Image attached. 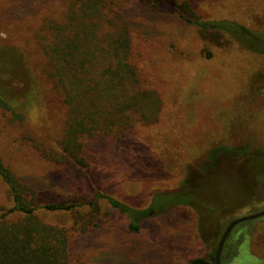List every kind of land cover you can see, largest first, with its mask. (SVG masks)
Returning a JSON list of instances; mask_svg holds the SVG:
<instances>
[{"label": "rangeland", "instance_id": "rangeland-1", "mask_svg": "<svg viewBox=\"0 0 264 264\" xmlns=\"http://www.w3.org/2000/svg\"><path fill=\"white\" fill-rule=\"evenodd\" d=\"M185 1L203 22L237 27L246 42L226 33L206 43L164 5L119 1L118 19L138 33L139 68L164 108L127 141L91 144L84 155L101 191L135 209H160L138 234L110 212L88 241L73 244L84 264H188L215 253L232 222L264 212V0ZM52 3L62 13L67 2L0 0V99L12 109L0 108V159L41 204L93 193L87 177L44 154L55 150L65 120L33 40ZM223 147L247 151L210 158ZM12 206L0 177V214ZM56 216L42 219L58 225ZM228 250L223 264H264V217L236 226Z\"/></svg>", "mask_w": 264, "mask_h": 264}, {"label": "trees", "instance_id": "trees-1", "mask_svg": "<svg viewBox=\"0 0 264 264\" xmlns=\"http://www.w3.org/2000/svg\"><path fill=\"white\" fill-rule=\"evenodd\" d=\"M119 1L65 0L62 13L55 9L60 3L57 1L52 3V13L40 17L33 40L42 56L43 71L52 81L59 107L65 112L63 134L55 150L47 149L44 154L87 177L93 193L90 197L41 204L37 193L23 185L0 159V177L13 202L8 211L0 214V264H84L72 246L82 238L88 241L110 212L127 217L129 231L138 234L140 222L152 217L154 208L160 209L157 203L148 209H135L101 191L84 155L91 144L127 141L137 125L153 124L164 108L162 93L152 81L143 78L139 68L138 33L118 19L122 6ZM142 1L154 8L164 5L163 8L178 12L196 26L206 43L220 41L226 33L246 42V36L232 24L203 22L188 1ZM3 53L0 51L1 57L7 56L6 51ZM11 57L17 58V54L13 52ZM0 108L12 110L1 99ZM87 142L90 144L85 145ZM245 151L246 147H223L215 149L210 158L218 154L238 158ZM260 156H264V150ZM187 194L188 190L177 195ZM177 195L171 199L177 200ZM52 214L57 215L58 225L42 219L43 215ZM228 247L229 238L222 256L225 250L229 252ZM216 252L191 259L188 264H217Z\"/></svg>", "mask_w": 264, "mask_h": 264}, {"label": "water", "instance_id": "water-1", "mask_svg": "<svg viewBox=\"0 0 264 264\" xmlns=\"http://www.w3.org/2000/svg\"><path fill=\"white\" fill-rule=\"evenodd\" d=\"M262 217H264V212H261V213L255 214V215H251V216H245V217H242V218L235 220L226 228L225 232L223 233V235L220 239V242H219V245L217 248L216 257H215L217 264H221V256H222L223 249L225 247V244H226L230 234L233 232V230L236 228V226H238L244 222L259 219Z\"/></svg>", "mask_w": 264, "mask_h": 264}, {"label": "flooded vegetation", "instance_id": "flooded-vegetation-1", "mask_svg": "<svg viewBox=\"0 0 264 264\" xmlns=\"http://www.w3.org/2000/svg\"><path fill=\"white\" fill-rule=\"evenodd\" d=\"M234 231V230H233ZM231 235V234H230ZM230 237V236H229Z\"/></svg>", "mask_w": 264, "mask_h": 264}]
</instances>
